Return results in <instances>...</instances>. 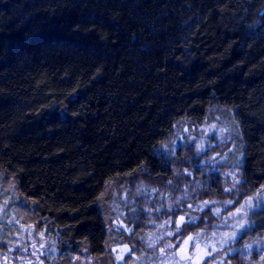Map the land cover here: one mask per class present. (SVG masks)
I'll use <instances>...</instances> for the list:
<instances>
[{
    "label": "trees",
    "instance_id": "obj_1",
    "mask_svg": "<svg viewBox=\"0 0 264 264\" xmlns=\"http://www.w3.org/2000/svg\"><path fill=\"white\" fill-rule=\"evenodd\" d=\"M219 106L249 195L264 188V0H0V186L63 263L106 256L111 181L168 175L176 122ZM248 219L264 232V200Z\"/></svg>",
    "mask_w": 264,
    "mask_h": 264
},
{
    "label": "rangeland",
    "instance_id": "obj_2",
    "mask_svg": "<svg viewBox=\"0 0 264 264\" xmlns=\"http://www.w3.org/2000/svg\"><path fill=\"white\" fill-rule=\"evenodd\" d=\"M237 124L233 111L221 106L200 121L181 118L158 149L171 166L168 175L135 173L111 181L104 197L111 233L104 259L75 253L63 263L53 239L23 221L15 192L1 185L0 264H98L110 254L113 264H264V232H251L248 219L257 201L264 200V188L244 196L236 183L242 160ZM201 143L204 149L197 154ZM204 212L215 220L209 228L198 223ZM241 221L247 228L240 238L224 243L225 234L236 231ZM189 237L194 239L185 245Z\"/></svg>",
    "mask_w": 264,
    "mask_h": 264
},
{
    "label": "snow or ice",
    "instance_id": "obj_3",
    "mask_svg": "<svg viewBox=\"0 0 264 264\" xmlns=\"http://www.w3.org/2000/svg\"><path fill=\"white\" fill-rule=\"evenodd\" d=\"M203 149H204V145L202 143L198 144L197 145V154H199L200 151L203 150ZM201 163H203V162H201ZM236 183H245V181L239 180V181H236ZM235 186H236V184L234 183L233 187H235ZM262 187H264V186H262ZM225 191L226 192H231L232 189H225ZM209 203H213V202H211V201H206L205 202V204H209ZM227 203L228 204H232L233 202L232 201H228ZM246 204H248L251 207V198H249V200L246 201ZM256 206L259 207V201H257V205ZM201 207L203 208L204 205H201ZM243 207L244 206L242 205L241 209ZM241 209H237V212H240ZM157 211H159V209H157ZM216 214H219V209H217V213ZM230 215H235V214H230ZM183 219H184L183 217L180 218L181 221H183ZM234 227H235L236 231H233L230 235L229 234H225L227 239H225L224 243H228L231 240H236V239L240 238V236L243 233V231L247 228V224L245 222L241 221L239 224H236ZM179 232H180V223L178 222L177 223V235L179 234ZM168 235L172 236L173 233H168ZM213 235H215V234H213ZM193 239H194V237H189V239L186 240L184 242V244L188 245L189 242L192 241ZM221 246H223V245H221ZM166 247L167 248H171L172 245H167ZM246 247H250V246H246ZM163 251H164V249H161V252H163ZM213 251H216V249L214 248ZM205 255H209L210 256L211 253H206ZM200 259H204V257H201ZM197 264H199V262H197Z\"/></svg>",
    "mask_w": 264,
    "mask_h": 264
}]
</instances>
